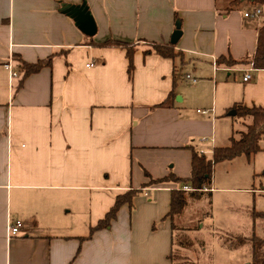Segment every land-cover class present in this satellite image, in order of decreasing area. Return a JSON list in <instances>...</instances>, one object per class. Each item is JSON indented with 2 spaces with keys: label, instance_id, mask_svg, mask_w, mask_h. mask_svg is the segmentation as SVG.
Instances as JSON below:
<instances>
[{
  "label": "crops",
  "instance_id": "0c3cea01",
  "mask_svg": "<svg viewBox=\"0 0 264 264\" xmlns=\"http://www.w3.org/2000/svg\"><path fill=\"white\" fill-rule=\"evenodd\" d=\"M84 1L94 36L62 10ZM177 22L179 56L146 53L172 43ZM261 26L264 5L246 0H0V264H172L185 208L168 213L182 185L149 186L146 171L190 176L194 151L227 145L235 104L264 107V69L217 62L253 56ZM109 39L134 44L131 74L127 46L100 45ZM49 59L26 74L24 62Z\"/></svg>",
  "mask_w": 264,
  "mask_h": 264
},
{
  "label": "rangeland",
  "instance_id": "374dc122",
  "mask_svg": "<svg viewBox=\"0 0 264 264\" xmlns=\"http://www.w3.org/2000/svg\"><path fill=\"white\" fill-rule=\"evenodd\" d=\"M228 119L223 143L227 145L230 135L244 129L241 116ZM221 128L219 132L224 136ZM260 144L262 149L257 153L214 165L213 194L189 197L183 216L176 220L182 225L174 234L175 263L251 264V244L237 237L256 234L264 238V138ZM206 155L211 157V153Z\"/></svg>",
  "mask_w": 264,
  "mask_h": 264
},
{
  "label": "trees",
  "instance_id": "16d2710c",
  "mask_svg": "<svg viewBox=\"0 0 264 264\" xmlns=\"http://www.w3.org/2000/svg\"><path fill=\"white\" fill-rule=\"evenodd\" d=\"M245 0H229L231 7H236ZM253 5H264V0H246ZM91 44L94 41L91 39ZM103 46L109 45H125L127 46V57L129 59L128 71L131 74L134 68L133 55L135 51V46L133 43H126L119 40L109 39L105 42L100 43ZM155 52L161 56L175 58L179 56V52L175 49V44H162V43H152L151 48L146 51ZM17 58V55H14ZM219 64L236 65L241 63H251L254 68L264 69V26H261L258 34V43L256 52L251 57H244L241 59H234L232 57L220 56L217 59ZM50 63V59L46 62L38 61L37 63H27L24 62V67L26 74L39 71L44 65ZM174 90H172L166 100L162 103L156 105V107H164L170 105V100L174 96ZM234 109L236 110V115L241 116L244 120H247L244 129L237 130V135H232L230 137V143L226 146L214 147L211 157H208L204 153H199L197 151L193 152L192 157V168L191 174L188 177H179L173 172L161 177L152 178L150 174L146 171V175L150 177L148 185L160 184L165 182H177L182 185L180 188H175L171 191V203L170 211L168 216L174 217L175 215L181 214L184 208L188 204L189 197H198L205 192H210L212 172L213 167L216 163L232 160L242 154L250 156L253 153H257L261 148V140L264 138V107L252 106L248 107L242 104H235ZM184 187H189L190 189H184ZM207 187L208 190H204ZM139 190H129L124 194L118 195L115 204L106 213L105 217L102 218L96 225L92 226L90 233L86 238H90L96 230L108 228L112 221L117 217L120 208L126 204H132V200ZM238 241L249 242L251 244L252 250V262L251 264H264V238L257 236L256 234L250 237H237ZM172 264L175 263V258L173 252L169 256Z\"/></svg>",
  "mask_w": 264,
  "mask_h": 264
},
{
  "label": "water",
  "instance_id": "95a60500",
  "mask_svg": "<svg viewBox=\"0 0 264 264\" xmlns=\"http://www.w3.org/2000/svg\"><path fill=\"white\" fill-rule=\"evenodd\" d=\"M62 10L64 13L70 15L73 19H75L76 23L80 27V29L89 36H94L97 32V24L96 21L88 9V5L86 1H84L80 5L73 4H63ZM182 31L180 29V22H177L176 29L172 35L171 42L173 44L177 43ZM232 114H236V110L232 111Z\"/></svg>",
  "mask_w": 264,
  "mask_h": 264
},
{
  "label": "built area",
  "instance_id": "2783aa9c",
  "mask_svg": "<svg viewBox=\"0 0 264 264\" xmlns=\"http://www.w3.org/2000/svg\"><path fill=\"white\" fill-rule=\"evenodd\" d=\"M261 14V9L260 8H255L254 10H252V11H247L246 13H245V16L246 17H249V16H254V15H260ZM9 67V66H8ZM14 76H16L17 75V72H13L12 73ZM251 78V74H250V72L248 71V72H246L245 73V75H244V80L245 81H247V80H249ZM201 111V110H200ZM202 112H206L205 110H202ZM185 189H190L189 187H184ZM204 190H208V188L207 187H204ZM22 227H23V222L21 221V220H16V221H12V222H10L9 223V225H8V233H9V235L10 236H15V235H17L19 232H20V230L22 229Z\"/></svg>",
  "mask_w": 264,
  "mask_h": 264
}]
</instances>
